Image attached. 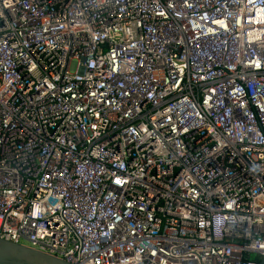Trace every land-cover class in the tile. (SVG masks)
I'll list each match as a JSON object with an SVG mask.
<instances>
[{
    "label": "built area",
    "instance_id": "built-area-1",
    "mask_svg": "<svg viewBox=\"0 0 264 264\" xmlns=\"http://www.w3.org/2000/svg\"><path fill=\"white\" fill-rule=\"evenodd\" d=\"M0 238L264 264V0H0Z\"/></svg>",
    "mask_w": 264,
    "mask_h": 264
},
{
    "label": "water",
    "instance_id": "water-1",
    "mask_svg": "<svg viewBox=\"0 0 264 264\" xmlns=\"http://www.w3.org/2000/svg\"><path fill=\"white\" fill-rule=\"evenodd\" d=\"M0 264H71L23 244L0 238Z\"/></svg>",
    "mask_w": 264,
    "mask_h": 264
},
{
    "label": "rangeland",
    "instance_id": "rangeland-1",
    "mask_svg": "<svg viewBox=\"0 0 264 264\" xmlns=\"http://www.w3.org/2000/svg\"><path fill=\"white\" fill-rule=\"evenodd\" d=\"M70 69H71V70H74V69H75V62H72V63L70 64ZM251 259H254V256H251Z\"/></svg>",
    "mask_w": 264,
    "mask_h": 264
}]
</instances>
